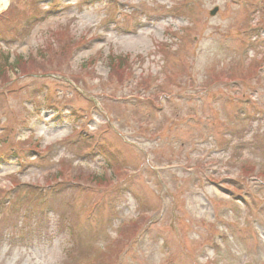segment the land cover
Wrapping results in <instances>:
<instances>
[{"label":"rangeland","instance_id":"374dc122","mask_svg":"<svg viewBox=\"0 0 264 264\" xmlns=\"http://www.w3.org/2000/svg\"><path fill=\"white\" fill-rule=\"evenodd\" d=\"M0 264H264V0H0Z\"/></svg>","mask_w":264,"mask_h":264},{"label":"water","instance_id":"95a60500","mask_svg":"<svg viewBox=\"0 0 264 264\" xmlns=\"http://www.w3.org/2000/svg\"><path fill=\"white\" fill-rule=\"evenodd\" d=\"M215 11H216V8H215L214 10H212V11H211V14H214V13H215Z\"/></svg>","mask_w":264,"mask_h":264}]
</instances>
